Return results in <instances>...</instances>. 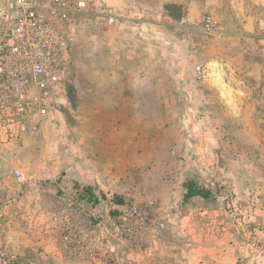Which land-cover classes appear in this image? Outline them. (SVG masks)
<instances>
[{
    "label": "rangeland",
    "instance_id": "rangeland-1",
    "mask_svg": "<svg viewBox=\"0 0 264 264\" xmlns=\"http://www.w3.org/2000/svg\"><path fill=\"white\" fill-rule=\"evenodd\" d=\"M89 4L66 97L0 116V264H264V0Z\"/></svg>",
    "mask_w": 264,
    "mask_h": 264
},
{
    "label": "built area",
    "instance_id": "built-area-1",
    "mask_svg": "<svg viewBox=\"0 0 264 264\" xmlns=\"http://www.w3.org/2000/svg\"><path fill=\"white\" fill-rule=\"evenodd\" d=\"M89 5V0H0V116L14 121L43 114L66 97L74 69L71 46ZM204 22L214 26L210 16ZM133 210L139 219L149 218L137 205Z\"/></svg>",
    "mask_w": 264,
    "mask_h": 264
},
{
    "label": "trees",
    "instance_id": "trees-1",
    "mask_svg": "<svg viewBox=\"0 0 264 264\" xmlns=\"http://www.w3.org/2000/svg\"><path fill=\"white\" fill-rule=\"evenodd\" d=\"M188 188H189V191L186 194L185 199H188L189 197L194 196V195H203L204 197L209 196L208 190H206V191L197 190V189L192 188L191 185H189ZM87 189H89V188H87Z\"/></svg>",
    "mask_w": 264,
    "mask_h": 264
},
{
    "label": "crops",
    "instance_id": "crops-1",
    "mask_svg": "<svg viewBox=\"0 0 264 264\" xmlns=\"http://www.w3.org/2000/svg\"><path fill=\"white\" fill-rule=\"evenodd\" d=\"M93 182H96L95 180H93Z\"/></svg>",
    "mask_w": 264,
    "mask_h": 264
},
{
    "label": "bare ground",
    "instance_id": "bare-ground-1",
    "mask_svg": "<svg viewBox=\"0 0 264 264\" xmlns=\"http://www.w3.org/2000/svg\"><path fill=\"white\" fill-rule=\"evenodd\" d=\"M224 92V91H223ZM224 94H225V92H224Z\"/></svg>",
    "mask_w": 264,
    "mask_h": 264
}]
</instances>
